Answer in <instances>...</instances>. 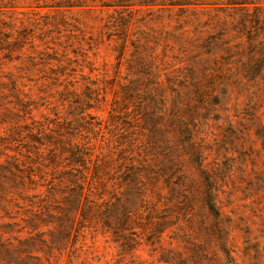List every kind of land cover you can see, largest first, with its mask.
Instances as JSON below:
<instances>
[{
    "label": "rangeland",
    "instance_id": "rangeland-1",
    "mask_svg": "<svg viewBox=\"0 0 264 264\" xmlns=\"http://www.w3.org/2000/svg\"><path fill=\"white\" fill-rule=\"evenodd\" d=\"M250 1L240 24L216 4L0 0V116L14 113L0 163L49 165L28 140L59 127L89 182L62 230L30 229L45 183L0 177V264H264V0ZM122 161L126 184L144 171L143 199L106 230Z\"/></svg>",
    "mask_w": 264,
    "mask_h": 264
},
{
    "label": "trees",
    "instance_id": "trees-1",
    "mask_svg": "<svg viewBox=\"0 0 264 264\" xmlns=\"http://www.w3.org/2000/svg\"><path fill=\"white\" fill-rule=\"evenodd\" d=\"M130 2L138 5H157L159 9L176 8L177 10H195L198 6L216 4L233 11V13H231L233 21L238 22L240 20V24L248 23L250 19L246 18L245 15H239L235 12L248 9L250 8L248 5L251 4L252 6L253 3V1L250 0H118L116 5L117 7L126 8L131 4ZM251 8L253 9V6ZM124 17L125 16L122 15L120 18L124 19ZM261 49L264 51V46H262ZM243 73L246 74L247 77H255L260 74L259 61L257 65L252 64L248 66L243 70ZM2 111L1 116L9 118L2 119L1 122L12 120V118H10V115L14 114L12 113V109H3ZM158 122L156 124L159 125L161 122ZM186 129L187 127H185V130ZM5 135L6 136L3 137V142L6 147L3 145V148L4 150L12 151L9 157L14 156V158L17 159L15 155L20 154V151L10 147V144L13 143L11 140L13 134L7 132ZM37 136L38 137L32 140H28V142L32 144L29 146V149L35 147L38 149L43 147L49 149L52 155L50 164L39 165L40 162L36 161L32 165L33 168L28 167L27 169L22 163H17L18 167H12L16 169L14 174V171H10V169L7 168L8 165L0 163V177L6 178L8 175H13L18 182L26 178L34 185L45 183V189L42 188L39 190L40 195L32 202V205L29 206L25 222L30 229H35L41 224H52L54 226L52 227L53 229L59 228L62 230L64 225L61 223L63 220L60 221L61 218L79 216L81 212L85 210V195L87 192V184L89 183L86 174L87 168L84 169L83 167L85 154H83L81 150H78V147L75 145L76 138L71 136L66 139L65 134H63L62 129L59 127L57 130L46 128L41 133H38ZM120 145H123V141L118 146ZM29 149L24 147V150ZM8 154L9 153L5 151V156H8ZM124 162L125 161L119 162L117 165V170L119 172L117 177L118 182L115 183L117 196H115L113 201L108 199L106 202L107 212L105 213L104 210L102 216H100L102 225L106 230H109L115 222L123 224L131 211H133V208L135 209L141 202V199H143V193L140 194V192L144 187L140 185H144V181L142 180V178H145L144 171L141 172V169L136 166H134L136 168H131V173L128 175L129 184H126V182H124L127 180H124ZM122 166L123 170L121 171ZM4 167H6L8 171H5ZM43 169H48V171ZM41 171L44 173L41 174ZM12 182L14 183L15 181ZM21 184L22 183H20V185ZM23 207H25V205H19V209ZM111 213L112 215H110ZM115 213L119 215V219H114ZM73 223L74 219L72 218L70 226Z\"/></svg>",
    "mask_w": 264,
    "mask_h": 264
}]
</instances>
